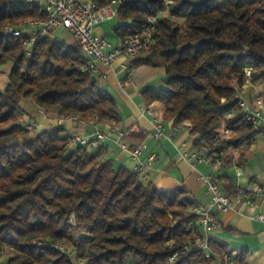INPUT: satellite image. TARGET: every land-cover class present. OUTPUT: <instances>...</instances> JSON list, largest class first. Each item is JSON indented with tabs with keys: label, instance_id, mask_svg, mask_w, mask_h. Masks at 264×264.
<instances>
[{
	"label": "trees",
	"instance_id": "1",
	"mask_svg": "<svg viewBox=\"0 0 264 264\" xmlns=\"http://www.w3.org/2000/svg\"><path fill=\"white\" fill-rule=\"evenodd\" d=\"M165 8L169 13L157 17L151 46L141 51L149 54L131 66L161 65L166 79L163 86L143 89L141 97L145 103L161 102L173 125L189 122L190 132L197 134L195 146L232 111L230 124L236 128L223 145H237L242 162L248 144L264 127L245 120L234 85L242 84L247 66L253 83L264 79V0H122L114 36L139 31L147 15ZM44 15L26 0H0V66L11 63L0 90V248L16 253L8 261L72 264L55 247L68 241L85 264H215L220 258L250 264L247 250L229 257L222 241L208 238L207 250L195 247L203 234L186 229L196 216L184 188L160 190L139 172L100 158L101 147L68 150L60 125L29 138L15 123L18 113L33 118L21 101L54 117L119 120L116 99L100 85V75L81 70L87 58L77 43L42 37L26 55L21 38L3 31L6 25L18 27ZM236 190L232 186L225 192ZM71 214L86 234L73 235ZM43 237L49 240L33 242ZM185 243L190 248L180 252Z\"/></svg>",
	"mask_w": 264,
	"mask_h": 264
},
{
	"label": "crops",
	"instance_id": "2",
	"mask_svg": "<svg viewBox=\"0 0 264 264\" xmlns=\"http://www.w3.org/2000/svg\"><path fill=\"white\" fill-rule=\"evenodd\" d=\"M114 18L119 20L118 14L96 24L94 26L95 33L105 36L103 34L104 23ZM116 25L110 28L115 40L118 39L113 34V28ZM73 42L75 41L73 40ZM148 54L144 51L132 57L118 58L110 65L97 64L96 69L92 72L94 75H100V85L115 97L117 116L119 117L117 122L64 120L58 124L52 112L45 111V115H43L39 113L41 108L37 107H34L33 112L28 111L30 117H33L31 120L37 122L38 131L60 125L63 127V135L66 137L80 134L91 138L96 132L104 133L105 136L98 146L89 144L83 147L88 151L95 152L98 147L103 146L104 152H100V157L111 159L115 166L121 165L134 170L135 164H146L147 156L150 153H155L157 158L150 166L146 167L145 172L148 176L142 180L151 182L160 190L182 187L188 192L195 205H206L210 201L207 185L200 178L201 175H213L224 191L229 190V187L232 186L237 189L239 187L251 189L254 183L259 182L262 188L254 196V205L235 206L224 213L215 212L217 224L207 232V237L226 243L229 257H234L239 251L245 249L249 252L247 261L250 264H264V220L257 217L258 214L264 215V131L257 134L248 144L242 155V162L238 161L239 147L237 145L225 146L223 164L216 172L205 163L193 162L183 157L178 147L182 141L188 143L186 148L188 152L192 151L195 146V135L183 128V124L171 141L166 138L157 139L152 135L153 121L146 112L147 106L159 113L165 124V132L171 131L170 126L173 121L164 117V106L161 102L155 100L145 103L141 97L140 92L143 89L163 86L166 79L164 68L161 65L131 66L134 59L145 57ZM130 71L132 73L129 75ZM254 89L260 91L263 97V116L259 124L254 127L263 128L264 79L248 87L242 95L249 107L253 106L252 91ZM28 102L25 101L24 104L27 105ZM111 127L116 129L112 131ZM259 136L260 139H258ZM122 143L128 148L139 144L144 147L138 158L133 160L129 157L128 150L121 147ZM200 232L203 234L201 229ZM215 264L237 263L233 260L225 262L223 258H220Z\"/></svg>",
	"mask_w": 264,
	"mask_h": 264
},
{
	"label": "built area",
	"instance_id": "3",
	"mask_svg": "<svg viewBox=\"0 0 264 264\" xmlns=\"http://www.w3.org/2000/svg\"><path fill=\"white\" fill-rule=\"evenodd\" d=\"M38 5L45 13L44 17L37 19H25L18 27L4 26L3 31L7 34H12L21 38L22 50L26 55L31 54L33 44L42 37H55L54 32L58 29H63L70 33L73 40L80 46L83 54L88 58V61L80 68L82 71L93 72L97 64L110 65L118 58L132 57L141 51L149 48L153 42V33L156 26L158 16L165 14V9L159 10L157 15H147L146 23L143 27L130 35L118 38L111 41L109 38L97 34L94 31V26L108 18L117 14V8L122 0H111L106 4H99L95 0H26ZM167 1H165L166 3ZM245 75L241 85L235 84L234 88L237 93L238 105L241 107L242 114L245 120L251 126H257L263 116L262 104L263 97L260 91L254 89L252 91L253 106L249 107L243 99V94L248 87L254 83L251 80V67L247 66L244 69ZM132 72H129V75ZM146 112L152 117L153 129L152 135L157 139L166 138L173 140L174 135L181 129V125H171V131L165 132V124L159 113L150 106L146 107ZM39 113L45 115L43 109ZM233 117V112L228 111L222 118L219 127L215 132L207 137L202 138L197 146L190 152L187 151V142L182 141L178 146L183 157L192 160L193 162L205 163L216 172L223 164L225 157V146L223 139L229 137L236 126L230 124V119ZM64 120H76L73 115H64L56 117L58 124ZM23 122V118L21 120ZM23 128L33 129L37 127V122L20 123ZM183 128L191 130L189 122L183 123ZM112 131L116 128L111 127ZM121 135V133H119ZM195 138L197 134H194ZM105 134L96 132L94 137H84L80 134H73L67 137L66 148L77 145H96L104 138ZM101 152H104L103 146ZM123 149H127L131 159H137L144 145H137L133 148H128L124 143L121 144ZM103 158V157H100ZM157 158L155 153H150L147 156L146 164L137 163L134 170L141 174V177L146 179L147 173L145 169L150 166ZM239 169V168H238ZM202 181L207 185V190L210 194V201L206 205L197 204L191 207V211L195 214V219L187 221L186 229L191 233H195L197 229L203 231L202 236L195 239V247L198 249H208L207 232L217 224L215 212H227L235 206L254 205V196L261 190L259 182L254 183L253 188L239 187L234 193H226L217 183L213 175H201ZM257 217L264 220L263 214H258ZM60 251L66 253L69 257L74 251L66 250L59 245ZM189 244L185 243L180 252L189 249ZM177 253L169 257L168 261L173 260ZM228 258V257H227ZM0 264H14V261H8Z\"/></svg>",
	"mask_w": 264,
	"mask_h": 264
},
{
	"label": "rangeland",
	"instance_id": "4",
	"mask_svg": "<svg viewBox=\"0 0 264 264\" xmlns=\"http://www.w3.org/2000/svg\"><path fill=\"white\" fill-rule=\"evenodd\" d=\"M168 13H169L168 9L165 8V14L164 15H167ZM172 18L175 19L176 21L181 22V18H176V17L174 18L173 16H172ZM117 22H119V20L114 18V19L108 20V21H106L104 23L105 30L103 31V34L105 36H107L111 41H114L115 39L112 36L110 28L113 25H116ZM54 33H55L54 36L56 38L60 39V40H64L67 43L73 42V38L71 37L70 33L66 32L63 29H58ZM10 66H11L10 62L5 63V64L0 66V90H3L4 86L8 82V72H9ZM24 102L25 101H21V104L24 106V108L27 111L33 112V109H34L35 106L32 105V104H29V102L26 105V104H24ZM21 117L23 118V122L20 121ZM26 121L27 122H32L31 119H29V120L26 119L24 114H22V113H18L17 114L16 119H15V123L20 125V123H25ZM24 129L27 131L29 138L30 137L31 138L34 137L38 132H40V131H38L37 127L33 128V129H26V128H24ZM258 139H260V136L258 137ZM69 224H70V226L75 227V229H73V235H75V237H77L79 234H86V227L82 226L81 224H79V222H77V220L75 219L73 214H71V216H70ZM48 240L49 239L43 237V238H40V239H35V240H33V242H35V243H43V242H47ZM59 245L63 246L64 249H66V250L68 249V250L74 251L73 254H71V256H70V258L72 259V264H85V261L82 258H79L78 256H76V247L72 243H70L68 241H61V242H56L55 243V247H57ZM14 254H16L15 251L10 249L9 247H7V246L1 247L0 248V262L1 263L8 262V259L10 257H12Z\"/></svg>",
	"mask_w": 264,
	"mask_h": 264
}]
</instances>
